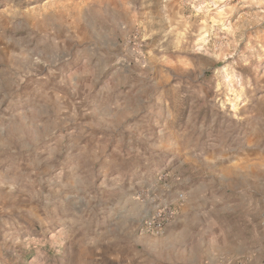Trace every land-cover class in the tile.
Returning <instances> with one entry per match:
<instances>
[{"label": "rangeland", "instance_id": "obj_1", "mask_svg": "<svg viewBox=\"0 0 264 264\" xmlns=\"http://www.w3.org/2000/svg\"><path fill=\"white\" fill-rule=\"evenodd\" d=\"M164 203L204 264H264V0H0V264H92L97 226L129 242Z\"/></svg>", "mask_w": 264, "mask_h": 264}, {"label": "crops", "instance_id": "obj_2", "mask_svg": "<svg viewBox=\"0 0 264 264\" xmlns=\"http://www.w3.org/2000/svg\"><path fill=\"white\" fill-rule=\"evenodd\" d=\"M254 150L256 154L258 150L261 151L257 144L246 143L241 155L251 157ZM231 158L230 154L224 150V152L217 153L210 164L213 167H221L228 164ZM242 185H187L185 187L186 209L187 205L193 207L196 201L202 202L205 197L207 199H214L219 196L240 197V199L248 200L250 203H252L253 198H255L256 203L258 200L259 202L263 200V186L261 184L260 186L257 184L255 188L248 186L243 188ZM211 203L215 206L216 202ZM205 217L209 220L212 215L207 214ZM177 218L176 213L174 220L166 227L163 234L156 236L135 231L131 234L129 242H126L125 239L120 240L112 230H109L107 225L97 226L94 235L86 243L88 245V260L93 262L92 264H204L199 250L198 232H193L194 230L189 226L193 218L187 213L180 222L179 220L176 221ZM91 222L92 220L87 219L86 223L82 225L85 226V230L82 231H85L86 234L91 228Z\"/></svg>", "mask_w": 264, "mask_h": 264}, {"label": "built area", "instance_id": "obj_3", "mask_svg": "<svg viewBox=\"0 0 264 264\" xmlns=\"http://www.w3.org/2000/svg\"><path fill=\"white\" fill-rule=\"evenodd\" d=\"M144 38L138 30H135L128 38V44L137 42V52L142 54ZM184 194H178V200L182 201ZM176 206L169 203L157 204L144 217L141 222L140 231L144 234L159 236L164 233L168 224H170L176 216Z\"/></svg>", "mask_w": 264, "mask_h": 264}]
</instances>
